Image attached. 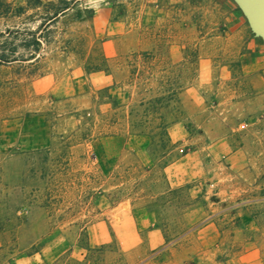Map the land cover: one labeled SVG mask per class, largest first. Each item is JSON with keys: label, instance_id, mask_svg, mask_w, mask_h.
I'll use <instances>...</instances> for the list:
<instances>
[{"label": "rangeland", "instance_id": "374dc122", "mask_svg": "<svg viewBox=\"0 0 264 264\" xmlns=\"http://www.w3.org/2000/svg\"><path fill=\"white\" fill-rule=\"evenodd\" d=\"M62 1L0 0V264H264V39L232 0Z\"/></svg>", "mask_w": 264, "mask_h": 264}, {"label": "water", "instance_id": "95a60500", "mask_svg": "<svg viewBox=\"0 0 264 264\" xmlns=\"http://www.w3.org/2000/svg\"><path fill=\"white\" fill-rule=\"evenodd\" d=\"M245 17L251 32L264 39V0H232Z\"/></svg>", "mask_w": 264, "mask_h": 264}, {"label": "trees", "instance_id": "16d2710c", "mask_svg": "<svg viewBox=\"0 0 264 264\" xmlns=\"http://www.w3.org/2000/svg\"><path fill=\"white\" fill-rule=\"evenodd\" d=\"M67 8V2L65 0L62 1L60 6H57L54 10H53V15H56L57 13L61 12L62 10ZM164 100H166L165 97H154L148 101H141L138 103L137 107H142V112L143 114V119L144 120H140L139 122H137L135 125L140 126L141 123H145V118H148V113L151 112V114L154 115H158L155 118L158 119L157 124H161L162 128L160 129V132L158 133V135H160V141H162L164 144H170V138L167 132V128L163 125V120H162V116H160L158 113V108L159 105L161 104V102H163ZM137 136H145L146 139L148 138L150 140V142H148V144L150 145L151 143V136H149L147 133L143 132V131H139L138 134H136ZM171 145V144H170ZM154 150H156L155 148H153Z\"/></svg>", "mask_w": 264, "mask_h": 264}, {"label": "crops", "instance_id": "0c3cea01", "mask_svg": "<svg viewBox=\"0 0 264 264\" xmlns=\"http://www.w3.org/2000/svg\"><path fill=\"white\" fill-rule=\"evenodd\" d=\"M169 135V134H168Z\"/></svg>", "mask_w": 264, "mask_h": 264}]
</instances>
